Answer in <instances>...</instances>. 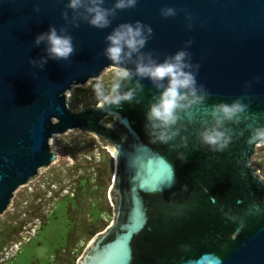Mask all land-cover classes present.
<instances>
[{
    "label": "water",
    "instance_id": "1",
    "mask_svg": "<svg viewBox=\"0 0 264 264\" xmlns=\"http://www.w3.org/2000/svg\"><path fill=\"white\" fill-rule=\"evenodd\" d=\"M66 3L0 0V217L21 188L56 163L52 139L79 131L113 154L115 174L109 190L114 218L78 264H264V176L253 163L264 143L249 144L245 128L264 124V0H138L104 30L66 25ZM113 3L105 0V7ZM164 7L177 15L162 18ZM185 13L192 17L191 30ZM136 20L151 25L145 51L160 60L192 41L187 51L210 95L193 109L182 133L189 138L188 148L179 150L186 163L171 145L153 143L145 132V113L159 95L147 80L141 81L139 104L109 109L99 102L78 112L68 106L74 88L120 70L105 59L104 40L118 24ZM49 26L67 27L75 52L41 70L29 61L44 55V45L33 40ZM127 66L134 69L131 62ZM245 94L249 119L236 129L244 135L220 153L200 145L195 134L208 123L210 105ZM253 205L260 211L249 214ZM225 214L241 217L243 228L237 231L238 223Z\"/></svg>",
    "mask_w": 264,
    "mask_h": 264
},
{
    "label": "clouds",
    "instance_id": "2",
    "mask_svg": "<svg viewBox=\"0 0 264 264\" xmlns=\"http://www.w3.org/2000/svg\"><path fill=\"white\" fill-rule=\"evenodd\" d=\"M138 0H114L111 7H105V0H67L66 11L62 12V19L66 25L78 28L81 23L97 30L108 29L112 25L117 12L134 9ZM39 12V8L34 9ZM69 11L72 13L69 18ZM178 10L173 7L160 9V16L164 19L175 17ZM188 21L187 27L191 30L192 17L185 13ZM153 37L151 25L139 20L132 23H121L112 28L105 37L103 55L106 60L118 66L110 89L105 92L102 85H97L98 98L107 108H119L123 103L137 104L142 101L144 85L147 80L159 93L154 97L145 113L144 129L151 142L171 145L177 151V159L187 162V155L181 149L188 148V126L192 123L191 113L204 105L209 92L203 84L197 81L200 69L198 63H193L192 56L187 49L192 41L188 40L184 47L163 60L152 51H145L146 45ZM44 45V55L29 61L34 68L43 70L50 60L67 62L75 52L73 37L67 27L57 29L49 26L47 31L38 33L33 45ZM131 62L133 68L127 65ZM259 79V78H257ZM250 85H245L247 90ZM247 95L233 100L231 103H218L210 105L208 111L209 121L197 130L195 136L199 144L207 147L210 152L220 153L228 150L234 137H242L243 131H237L244 121L248 120V105L243 101ZM229 125L235 126L230 127ZM245 128L249 135V144L264 143V124L247 123ZM179 138V143H172ZM239 203V201H238ZM260 211L253 205L249 210ZM233 223H238L237 231L243 228V219L236 215H226Z\"/></svg>",
    "mask_w": 264,
    "mask_h": 264
},
{
    "label": "rangeland",
    "instance_id": "3",
    "mask_svg": "<svg viewBox=\"0 0 264 264\" xmlns=\"http://www.w3.org/2000/svg\"><path fill=\"white\" fill-rule=\"evenodd\" d=\"M119 69L74 88L68 106L74 112L99 102L97 85L107 92ZM58 160L21 188L0 217V264H78L90 242L114 218L109 190L115 159L92 135L79 131L51 141ZM254 165L264 176V146ZM19 244L10 258L6 250Z\"/></svg>",
    "mask_w": 264,
    "mask_h": 264
},
{
    "label": "built area",
    "instance_id": "4",
    "mask_svg": "<svg viewBox=\"0 0 264 264\" xmlns=\"http://www.w3.org/2000/svg\"><path fill=\"white\" fill-rule=\"evenodd\" d=\"M15 249H19V244H15L11 249L10 251L9 250H6V258H10L11 254L14 253V250Z\"/></svg>",
    "mask_w": 264,
    "mask_h": 264
},
{
    "label": "trees",
    "instance_id": "5",
    "mask_svg": "<svg viewBox=\"0 0 264 264\" xmlns=\"http://www.w3.org/2000/svg\"><path fill=\"white\" fill-rule=\"evenodd\" d=\"M99 102H100V101H99ZM99 102H97V104H96V105H94V106H97ZM112 120H113L112 118H110V119H107V121H108V122H111Z\"/></svg>",
    "mask_w": 264,
    "mask_h": 264
}]
</instances>
